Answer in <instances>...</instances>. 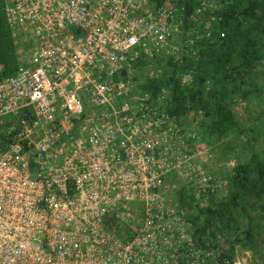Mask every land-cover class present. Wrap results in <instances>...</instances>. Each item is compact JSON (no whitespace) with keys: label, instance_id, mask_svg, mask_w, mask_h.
Returning <instances> with one entry per match:
<instances>
[{"label":"built area","instance_id":"built-area-1","mask_svg":"<svg viewBox=\"0 0 264 264\" xmlns=\"http://www.w3.org/2000/svg\"><path fill=\"white\" fill-rule=\"evenodd\" d=\"M230 1L4 0L21 62L0 78V264H250L192 239L178 190L202 206L225 180L168 90L137 87Z\"/></svg>","mask_w":264,"mask_h":264},{"label":"trees","instance_id":"trees-1","mask_svg":"<svg viewBox=\"0 0 264 264\" xmlns=\"http://www.w3.org/2000/svg\"><path fill=\"white\" fill-rule=\"evenodd\" d=\"M3 4L0 0V78L15 72L21 62L20 41L6 23ZM218 15V24L210 37L197 41L196 51L193 47L175 61L172 56L154 60L161 73L150 77L141 71L137 87L150 94L149 100L168 90L165 109L179 119L195 120L209 145L219 142L212 146L218 154L212 156L213 174L225 180L226 193L210 196L200 206L191 188H181L175 201L190 222L192 239L221 247L231 260L236 248L254 251L258 243L264 246V117L242 125L234 109L236 102L243 107L255 103L264 92V0H231ZM138 63L148 61L140 58ZM184 73L189 77L185 83ZM238 137L240 143L234 142ZM229 159L231 164L225 165Z\"/></svg>","mask_w":264,"mask_h":264},{"label":"rangeland","instance_id":"rangeland-1","mask_svg":"<svg viewBox=\"0 0 264 264\" xmlns=\"http://www.w3.org/2000/svg\"><path fill=\"white\" fill-rule=\"evenodd\" d=\"M23 37L27 38L28 36H30L31 30L29 27L25 26L22 27L20 29ZM27 31V32H25ZM31 41V39L29 40ZM256 102L255 103H251L249 102L248 104H246L244 107L243 105H240L239 103L236 102V104L234 105V109L236 112V117L239 119V121L241 122V124L243 125L245 123V125H251L254 123H257V121H259V119L261 120L264 117V92H262V95L255 98ZM239 102V100H238ZM259 117V119H258ZM251 118V121L250 119ZM257 118V120H256ZM247 137H251V134L249 133L247 135ZM261 137V136H259ZM240 138L242 140H244L245 138L243 136H240ZM238 137V139H236V141L234 142H239L240 143V139ZM262 141H260V138L257 142V144H255L256 147L259 148L260 144ZM217 144H219L218 141L214 142L212 145H210V148L213 147H217ZM213 147L210 149L212 154L215 153V157L218 156V154L216 153L215 149H213ZM229 157L232 156L230 155V153H228ZM232 158V157H231ZM230 160V159H229ZM228 162H225V165H230L231 160ZM240 251V250H239ZM246 251V257L249 259L250 264H264V246H262V244L258 243L257 245V249L254 251ZM240 255H243V251L240 252Z\"/></svg>","mask_w":264,"mask_h":264},{"label":"clouds","instance_id":"clouds-1","mask_svg":"<svg viewBox=\"0 0 264 264\" xmlns=\"http://www.w3.org/2000/svg\"><path fill=\"white\" fill-rule=\"evenodd\" d=\"M182 75H183V74H181V81H182ZM212 156H213V154H212ZM213 165H214V164H213ZM237 249H238V248H237ZM239 250H240V249H238V251H239ZM240 251H244V250H240Z\"/></svg>","mask_w":264,"mask_h":264}]
</instances>
